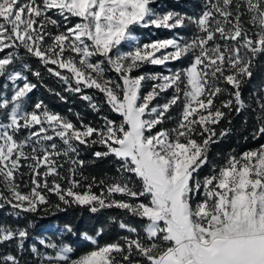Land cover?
Wrapping results in <instances>:
<instances>
[{
    "label": "snow or ice",
    "instance_id": "6c2138e0",
    "mask_svg": "<svg viewBox=\"0 0 264 264\" xmlns=\"http://www.w3.org/2000/svg\"><path fill=\"white\" fill-rule=\"evenodd\" d=\"M198 3L0 0V264H264V0ZM40 67L97 119L33 101L39 83L67 102ZM243 113L254 146L217 163ZM76 208L115 214L33 235Z\"/></svg>",
    "mask_w": 264,
    "mask_h": 264
},
{
    "label": "trees",
    "instance_id": "16d2710c",
    "mask_svg": "<svg viewBox=\"0 0 264 264\" xmlns=\"http://www.w3.org/2000/svg\"><path fill=\"white\" fill-rule=\"evenodd\" d=\"M161 5L166 6L165 10H174L177 12L194 14L198 11L199 3L198 0H159ZM156 36H152L147 30L138 29L137 34L144 40H150L154 38H166L170 35L166 30H155ZM33 67L36 68L38 65L36 61H32ZM160 70V69H156ZM40 71L44 74V83L49 87L54 88L56 91L62 92L63 95L67 97V102L61 101L57 96L52 95L47 91L45 87L39 86L34 90L32 95V100L35 101L37 99L43 100L46 105L49 106L53 111L59 112L61 115H65L72 120H75V113L79 112L84 120L87 121H95L97 118L94 113H92L86 106V102L81 101L77 96H72L68 93H63L62 86L59 84L54 77L49 76V74L40 67ZM33 82L35 78H32ZM69 109L72 111L69 112ZM248 113H243L240 116L235 117L233 120V127L237 130V132L231 136H229L226 140L222 141L219 145L213 146V151L211 153L212 158L217 162L221 163L222 160L217 156V153L220 154V157L225 156L231 150H236L240 152L247 147L254 146V142L252 141H244L243 136L247 133L243 131V120L245 116H248ZM251 126V119L249 116V127ZM264 143V141H260ZM82 156L86 160L90 159V153H82ZM111 165L104 164L99 167L91 169L93 174L101 175L104 171H111ZM26 171V170H25ZM207 169L204 170L207 173ZM88 174V173H86ZM53 199H55L53 197ZM115 214L114 210H104L101 213L91 214L86 210H81L79 208L70 209L67 212H50L48 215H44L43 212L40 213L39 217H34L35 225L32 229L33 235H39L45 238L55 239L60 235V229L63 228L65 223H71L74 229L77 232H85L87 231L89 234H94V231L99 228L102 224L108 225L110 224L109 216ZM43 217V218H40ZM9 219L11 217H6L4 215V211L0 210V220ZM25 222L20 221V224L23 225ZM116 229L113 227L111 232L109 233L106 229V235L103 237L101 242L104 240L110 239L114 237L116 234ZM73 241H76L73 244V247L76 248L78 252L85 250L82 247H77L80 243L76 237L71 238Z\"/></svg>",
    "mask_w": 264,
    "mask_h": 264
}]
</instances>
